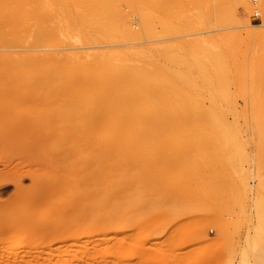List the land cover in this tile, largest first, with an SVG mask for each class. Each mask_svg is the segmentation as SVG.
<instances>
[{"label": "rangeland", "instance_id": "rangeland-1", "mask_svg": "<svg viewBox=\"0 0 264 264\" xmlns=\"http://www.w3.org/2000/svg\"><path fill=\"white\" fill-rule=\"evenodd\" d=\"M158 1H160V0H158ZM158 1L144 0L142 2V0H96L97 3L94 4L92 7H90V10L96 13L98 20L94 21L95 23L92 22V20H91V21H89L90 23L88 22V24H86L85 22H81L79 20V17L76 15V10L78 9V6L76 5L77 4L76 0H8L9 6L13 7L18 13L21 14L20 15V22L23 23L24 28L20 32H18V35H15V36L7 34V33L5 35L4 34L0 35V57H2L3 59L11 58V57H13V58L15 57L14 59H16L17 56L20 55L19 56L20 58L21 57L24 58V57L29 56V57H33L36 60L38 59L40 61H43V59H45V60L48 59L47 57H43V56H46V54L49 56H51V54H52L54 56L55 54H58V53L61 54V52L63 54L65 52V53L82 55L86 51H99V50L100 51H106V50H110V49L111 50L112 49L113 50H116V49L122 50V48L127 49V48H140V47L145 48L146 47V51L149 50L148 52H150V53H148L149 57H150V54H153V55H151V57L153 59L159 60L160 58H162L164 61L162 59H160L159 61H161L162 64L166 68H168L170 70L174 69V70L178 71V70H182L181 69L182 66L179 63H177L176 61H174V60H176V58L177 59H185L188 57L187 59L190 60V57H192V58L195 57L194 59L191 58L192 61L196 59L195 60V62H196L198 59L200 61V63L198 65L199 66L202 65L201 67L205 68L202 70L203 74L205 73L204 77H203L202 71L200 72V75H199L198 74L199 71L194 69V71L197 72L196 77H197L198 85H201L200 89L203 90V92L201 90L200 91L203 94L202 96H204V99L202 101L204 103V105L209 106V105L215 103V101H216V103H218V105L220 104L223 107H227V104H228L229 106H231V108H235V110H237L236 118L238 117L237 119L233 118L235 116V114H233V112L232 113L230 112L231 114L228 115V117L224 119L225 122L223 121V118H222V121L220 120L222 123L219 121V119L218 120L212 119L213 121L209 120L210 122H207V120H205V123H204V120L203 121L185 120V121H183L184 123L181 120H180V122L178 120V122L173 121L172 123H166L171 128L167 127V125L165 123L164 124L163 123L162 124H155V125H153V124L145 125L144 124V127L148 126L146 128H148L149 130H150V127L156 126V129L150 130V133H151V131L154 130V132L156 131L155 132L156 134H158V135L161 134V135H159L160 138L158 137V135H156V137L158 139H156V138L153 139L155 137L154 132H153L154 137L152 136V138H151L150 133H148L149 132L148 129H144V131H148L146 133L143 130H142L143 132L142 131L141 132L135 131L136 132L135 134L138 135V136H135L136 138L139 137V134H141V135L144 134L143 136H145L147 134L146 135L147 137L145 136L147 140L145 138H142L141 135H140V139L142 138L143 140L142 139L140 140L139 138L138 139L133 138L134 133H131V135L129 134L127 136H122V135H120L119 137L117 136V139L119 138L117 140V143H118V141H119V143L117 144L116 151L114 153L110 154L109 159H108L109 156H107V155L105 156V157H107L109 163L107 162V163H104L105 165H101V167H104V169L102 168V170H103L102 173L104 172L103 173L104 175L101 173V175L104 178V183L102 185L104 187L101 186L102 189H104L103 195H105V197L103 196L104 197L103 199L106 200L110 196L109 200L111 203L110 202L109 203L112 206L110 204H109V206L106 205V207L104 209V206H105L104 201L105 200H103L104 203L102 206H100V209L98 208V210H97L96 208H94L95 210L93 209V212H92L93 215L96 212H98V213L103 212L104 215L105 214L107 215L106 212H108V215L110 214L109 215L110 217L113 214L112 217L114 219H116V218L119 219L118 222L120 224L116 225V223H118L116 221L117 220L116 219V220H113L116 222V223H114V222L112 223L113 227H112V224L110 225L113 228L112 230H110V233H111V231L113 232V230H114V232L116 234L114 235V233H111V235L110 234L105 235L106 239L109 236H110L109 238L111 239V241H109L110 239L107 240L106 243L105 242L101 243L100 240H102L101 238H103V237L100 235H95L96 233H94V236L92 234H90L92 236L89 235V237L83 236L84 235L83 231L84 232L87 231L89 223L91 222V220H89V219L88 220L90 222L87 220L88 221V224L86 225L87 229H85L84 224H83L84 227L82 226L83 228L81 226H78L79 228H77L76 230H75V228H74V230H72V227H71V229L67 228V229L62 230L60 232L61 234L57 237H49L46 234H44L46 232H43L40 234L39 233H28L24 230V229H26V227H24V226H20L19 228H16L14 231H9V230L3 231L2 232V234H3L2 238L4 239L5 246H7L8 251L15 252L16 250H18V251L20 250L19 252L23 253L21 255L24 256V254L26 253L29 256L31 255L33 257H35L36 254H39L40 252H42V254L40 253L41 255H39L40 258L37 257L36 260L31 261L30 264L32 262H33L32 264H61V261H62V264H95V263L96 264H102L103 262H93V261L91 262L90 260L86 261L83 258H86L87 256L84 257V255H86L88 252H89L88 254H90V253L92 254V252H94L96 249H97L96 250L97 252H99V250H101L100 252H103L104 250H102V248L103 247L107 248V246L108 247L111 246L114 248L116 246L115 244H117L118 242H115L114 244L112 242L113 241H120L119 240L120 238L123 241L121 244H124V245L120 244L121 246L120 245H118L119 247L116 246L117 249L116 248L113 249V250H115L114 255L113 256L110 255L111 257L107 258V261H109V262H107V263L104 262L103 264H123L124 262H126L127 264H128V262H129V264H131V263L132 264H145V262H146V264H148V261L151 258H152L151 261L153 259H155V260L158 259L160 262L163 261V259H164V261L161 262V264L162 263L163 264H173L176 261L175 259L177 258V256L179 257V255L182 257V258H179V260L182 262L180 263V261H178V262L176 261L177 262L176 264H182L186 259H187V261H185L186 264H189V263L190 264H195V263L196 264H260V263L264 264V38H260L259 40L255 41V43H254V41L248 42L247 40L244 39L243 36H242V38L241 37L237 38L234 36L238 31H240V29L238 27L243 26L244 24H248L250 26L257 27L256 29H259V30L260 29L264 30V27H262V25H264V0H163V1L161 0L162 3L159 2V3H161V5L158 3ZM155 3L158 4V6H156ZM75 7H77V9H75ZM255 13L258 14L257 17H254ZM77 14H79V13L77 12ZM126 26H128L129 28L132 27L131 28V29H133L132 31L135 32V35L137 32V35L136 36L134 35L135 37L129 36V38H125L126 36L124 34L125 33L124 31L127 28ZM124 27H126V28H124ZM241 31H242V29H241ZM123 35L125 37H123ZM220 38H222V39H220ZM161 49H162V51H161ZM29 50H33V52L29 53ZM195 51H196V53H195ZM215 51L217 52L218 56L220 55V53L224 55V56L221 55V59H224L223 61H225V62H222L219 60L220 62H222L226 65V66L224 65L225 67L223 66L222 69H224V71L222 70V72H224V73H222L221 75H215L213 70H211V68H209L210 66L208 67V65H209L207 62L208 58H205V57H207V55H209V56L212 55V53ZM159 52H161L162 54ZM216 52H215V54H216ZM217 54L214 56H217ZM156 55H157L158 59H157ZM57 59L60 60V59H62V57H60V58L58 57ZM203 61H204V63H203ZM225 68L228 70L226 73H225ZM194 71H193V73H194ZM213 73H214L215 77L213 76ZM225 74H227V75H225ZM222 76H223V79H222ZM216 77H217V79H219L220 77L221 78L219 80H216ZM202 81H204V82H202ZM207 81H208V83H207ZM205 85H207L206 88H205ZM212 90H214L213 92H215V93H213ZM43 92L46 95L48 94V91L44 90ZM208 92L209 93L212 92V94L210 95ZM21 94L24 95L25 92H24V94H23V92ZM42 95H44V94H42ZM209 96H210V98H209ZM211 97L213 98V101H212ZM208 100H210V101H208ZM39 105H40L39 102H36L33 104H23L20 106V108L18 110L20 113H26V111H28L30 109H34V110L38 109ZM51 110H53V109H51ZM215 120L217 121V123L215 122ZM166 121L169 122L170 120H166ZM189 121L192 122L190 125L191 129H186V128H189V124H190ZM185 122H186V124H185ZM197 122H199V123L202 122L200 124L201 126ZM213 122L216 124L214 125ZM55 123L56 122H53L52 128L50 129L51 131H50V130L43 129V128L39 127L38 125H30L27 122L18 123L16 119H12V118L9 119L8 115L7 114L5 115L4 119H2V122H0V180H13L16 176H20V174H22V175H26L22 184L24 187H28L30 185V179H29L30 176L34 177L36 179H39V178L45 179L46 178L48 180V178H50V179L52 178L51 176H53L57 172V170H60L62 168L63 164L61 165L59 163L61 165V168H60L59 164H53L55 162H53L54 160L52 161V155L55 154V153L53 154V152L55 151V149H57V151H58V148H54V146H56V144L53 145L55 142L52 144V141H54L53 139H54L55 131H56L55 127H57V126H55ZM175 123H177L178 125ZM194 123L197 125V127L196 126L193 127L195 125ZM210 123H213L212 127H214L213 129H215V130L218 129L217 125L220 126L219 128L223 127L222 128L223 132H220V133L216 132V134H215L214 130L212 131L207 126L208 124L210 125ZM224 123L226 125H228V127L224 126L223 125ZM174 124H175V126H174ZM192 124H194V125H192ZM205 124L207 127L205 126ZM141 125L142 124H139L138 126H141ZM157 125L160 127L166 125L165 127L167 129L169 128V130L166 129L165 131H163L164 130L163 129L162 130L163 134H162L161 128L158 129ZM181 125H183V126L181 127ZM229 126H231L230 127L231 130L229 129ZM200 127L206 128V132H205L206 135H205V133H202L204 131L201 130L202 131L201 133H202L204 139L203 138L200 139V137H202V135L200 134ZM212 127L210 125V128H212ZM197 128L199 129V131L195 133L194 130H198ZM181 129H183V130H181ZM157 130L158 131L160 130L161 133L157 132ZM173 130H176V131H174V133L176 132V134L173 133ZM184 130H187L186 132H184L185 136H184V134H182ZM188 130L190 132H188ZM203 130H205V129H203ZM209 130H211V131H209ZM179 131H182V133ZM208 131L213 132V134L216 135L215 136L211 133L215 137V139L212 137V135H211V137L213 139H210L211 137H210V133H208ZM216 131H221V129L216 130ZM187 132H188V134H186ZM191 132L195 136L192 135ZM166 133H167V135H165ZM172 133H173V135H172ZM177 133H179V136H177L178 135ZM229 133L231 136L229 135ZM169 134L172 136H170ZM220 134H222V135H220ZM151 135H152V133H151ZM207 135H209V136H207ZM131 136H133V137H131ZM148 136L150 137V139ZM204 136L208 137L209 139L204 137ZM191 137H193V138H191ZM120 138H122V139H120ZM167 139H170V140H167ZM193 139H194V141H193ZM138 140H140V143L137 142ZM150 140H151V142H149ZM156 140H158V141L160 140V143H162V142L163 143L160 144L158 141L156 142ZM180 140L182 142L184 140H186V141H184V143H182V142H180ZM211 140H215L216 143H215V141H211ZM146 141H148L149 143ZM167 141H170V142H167ZM132 142H136V143L133 144ZM154 142L157 146L154 144ZM58 143H60V142H57V144ZM124 143L127 145V147L124 146V147H126L125 149L122 148ZM137 143L139 144V146L141 144L142 149L138 146ZM172 143H174V144H172ZM200 143L201 144L203 143V144L201 145ZM72 144H74L73 141H72ZM132 144L134 145V148H133V146L131 147ZM150 144H152V145H150ZM153 144L159 150H157L156 147L153 146ZM159 144L163 149L165 148L164 150H166V151L161 150L162 148H159L160 147ZM163 144L165 145L164 147H163ZM179 144H181L182 146L181 145L179 146ZM206 144H208L207 145L208 147L206 146ZM212 144H214V145H212ZM216 144H217V146H216ZM222 144H223V146H222ZM63 145H66V144L63 143ZM145 145H146V147L149 146L151 148V149L149 148V151H151L154 147L155 149H153V150H155V151L161 150L164 152L160 151L161 154H159V152H158V154L161 155V156H158V154L156 153L157 151L156 152L152 151L153 154L154 153L156 154V155L155 154L153 155L152 152H149L147 150L148 147L147 148L144 147ZM168 145H170V147H168ZM210 145H212V147ZM241 145H243L244 147ZM59 146L57 145L56 147H59ZM70 146L72 147V145H70ZM171 146H172V148H171ZM178 146H179V148H178ZM186 146H187V148H186ZM190 146L192 147L191 149L189 148ZM202 146H203V149L201 151ZM227 146H228V148H227ZM136 147H137L138 151L136 150ZM174 147H175V149H174ZM176 147L178 149H176ZM209 147L213 148V150L212 149L210 150ZM237 147L238 148L240 147V148L238 149ZM60 148H61V146H60ZM181 148H183L185 150V152H183L184 150ZM205 148H206V152H205ZM214 148H216V149L218 148L217 153H216V149H214ZM173 149H174V151H173ZM179 149L182 150L181 154L179 153L181 151ZM233 149H234V151H233ZM66 150H67V148H66ZM70 150L73 152L74 149L71 148ZM70 150H69V152H70ZM140 150H144L145 152L144 151L140 152ZM168 150H171V151H168ZM63 151H64V149H63ZM75 151H79V150L76 149V150H74L73 153H75ZM176 151H178V153ZM200 151L202 153H200ZM207 151H208V153L209 152H211V153L208 154ZM226 152H228V153H226ZM229 152L231 153V155H228V154H230ZM60 153H62V151ZM78 153H80V155H81L82 151L78 152ZM88 153H89V156H90V153L92 155L95 154L93 156L97 155V152H94V151L85 152V154L88 158H89V156L87 155ZM137 153H141V154H137ZM192 153H194V154H192ZM218 153H220V154L223 153V154L220 155ZM75 154L77 155L78 159L77 160L71 159V160H72V162H75V163L77 162L76 166H78V163L80 162L81 157L80 156L78 157L79 154H77V153H75ZM162 154H163L164 158H163ZM165 154L166 155L169 154V159L172 157V159H170L171 161L168 159V155L166 156L167 158L165 157ZM173 154H174V156H171ZM202 154H204L203 157H202ZM216 154L218 156H216ZM226 154H227V156H226ZM175 155H177V156H175ZM208 155H210L211 157H208ZM67 156H68V154H67ZM75 156H74V158H76ZM114 156L116 158H113ZM157 156L159 158H157ZM199 156H201L203 159ZM220 156L223 159H220L219 158ZM207 157H208V159L210 158L211 160L210 159L207 160ZM216 157H218L219 159H217ZM225 157H226V160H225ZM237 157H238V161H237ZM91 158H94V157H90V159ZM160 158L162 160L166 158V160H168L170 163L168 161H166L167 164L168 163L169 164L167 165L164 163L165 164L164 165V164H162L163 162L161 160L160 162H162L161 163L163 165V167H162L160 162H158V161L156 162V159L160 160ZM198 158H201L203 161L202 160L200 161V159H198ZM140 159H143V160H140ZM153 159L155 160L154 162H153ZM173 159H175V161ZM176 159L179 160L180 163ZM182 159H183V161H182ZM196 159L199 162L196 161ZM128 160H129V162H127ZM133 160L137 166L133 164ZM145 160L146 161L149 160L148 163ZM205 160H206V162H205ZM220 160L224 163L220 162ZM118 161H119V163H118ZM208 161H209V163H208ZM213 161H215V162L213 163ZM72 162H70V165H69V164H67V163H69V161L67 163L65 161L66 166H67L66 169L70 168L69 171H72V168L74 167ZM112 162H114V163L116 162V163H118V165L116 163L114 164ZM130 162H132V163H130ZM192 162H194V163H192ZM201 162H202V164H200ZM211 162H212V164H211ZM232 162L233 163L235 162L234 165L232 164ZM240 162H242V163H240ZM145 163L150 165L149 168H146L147 166H145ZM230 163H231V165H230ZM109 164H110V166H109ZM111 164H113V165H111ZM172 164H173V166H172ZM203 164H205V166H207V164H208L209 168L207 166L206 168H208V169H206ZM224 164H225V166H224ZM227 164H228V166H226ZM120 165H121V167H119ZM126 165L128 166V168L126 167ZM169 165L172 168H174V166H177L178 169L176 167H175L176 169L175 168L170 169ZM194 165H197L199 167H197V166L195 167ZM219 165H221L223 168L220 167ZM135 166L139 170H137L135 168ZM156 166H158V167H156ZM160 166H161V168H160ZM95 167H97V165L94 166V170H93V167H91L92 169L89 167L87 169L88 170L90 169L91 173H94L96 171ZM141 167H142V169H141ZM151 167H152V169H151ZM164 167H165V169H168L169 172H167V170L164 171L163 170ZM189 167L192 168L191 169L192 171H195L199 168L198 171H196L197 174H196V172H193L194 174L188 173V176H186L188 171L192 172L191 170H189L190 169ZM224 167H225V169H224ZM210 168H212V169H210ZM87 169H85V170L87 171ZM106 169L108 170V172ZM160 169L163 170V172L167 175V177ZM193 169H195V170H193ZM124 170L128 171V175L124 176L125 175L124 173L126 172ZM129 170H131V171H129ZM132 170H133V172H132ZM135 170H137V171H135ZM151 170H153L154 173ZM170 170L171 171L174 170V171L171 172ZM86 171H83V172H85L88 175V173ZM140 171L141 172L143 171L142 175H144V176H142L141 174L139 176L138 173ZM150 171H151V173H153L152 174L153 177L151 175H150V177H152V178L145 177L146 174H147V176H149ZM159 171L161 172V174ZM182 171H184V172H182ZM228 171H229V173H227ZM88 172L90 175L91 174L90 171H88ZM146 172H148V173H146ZM158 172L160 175L158 174ZM174 172H176V173H174ZM108 173H109V175H108ZM121 173L123 174V178H122ZM162 173L165 176H163ZM171 173H174L175 175H173V174L171 175ZM198 173H201V174L198 175ZM211 173H216L215 174L216 176L214 174L212 176ZM220 173H221V176L223 175L222 178L220 177ZM126 174H127V172H126ZM180 175L182 177H180ZM112 176H114L115 178ZM137 176H138V178H137ZM214 176H215V180H214ZM106 177H109V179ZM176 177H178V178H176ZM216 177H217V179L221 178L220 181H218L216 179ZM111 178H113L115 181ZM117 178H119V179H117ZM141 178L143 181L139 182V181H141ZM138 179H140V180H138ZM172 179H174V180H172ZM208 179L209 180L211 179V180L209 181ZM123 180L124 181L126 180V181L124 182ZM179 180H180V182H179ZM193 180L196 184H200V185L196 186L195 183L193 182ZM130 181H131V185L129 184ZM149 181H150V184H147ZM151 181L152 182L154 181V182L152 183ZM161 181L163 183H161ZM215 181H217V182H215ZM89 182H90V180H89ZM110 182H113V184ZM127 182L129 184V188L127 186L128 185ZM155 182H158V184L160 186L159 185L157 186V184ZM171 182L172 183L174 182L175 184L173 183L174 184L173 185ZM140 183L142 185L141 187H144L143 185H145L144 189H146L147 187H152V189L147 188L146 191H143V188L140 189V185H138ZM164 183H165V185H164ZM170 183H171V185H170ZM176 183H178V184H176ZM185 183H186V185H183ZM213 183L216 184V186H217V188L213 187V189L214 188L216 189V190L214 189V191L216 192L214 194H216L217 197L214 198L215 195L213 194L214 197L212 196L213 199H211L209 194L211 192H214V191L209 192L208 188L210 189L211 187H208V185L212 184V186H213L214 185ZM90 184H92V183H89V186L87 185V187L92 188V186H94V185L92 184V186H91ZM109 184H110L111 188H109L110 187ZM125 184H126V188H124ZM134 184L137 185V187H139V188L134 186ZM151 184H152V186H150ZM161 184H162V186L164 185V187H161ZM179 185L181 188H179ZM188 185L191 187V189L188 187ZM153 186H155V187H153ZM170 186H172V188ZM176 186H178V187H176ZM194 186H195V190H194ZM200 186H202L203 189L201 188V190H204L203 192L206 194V195L204 194L205 199H203V197H202L203 195L200 196L202 192L201 193L198 192L200 190L198 187H200ZM209 186H211V185H209ZM95 187H96V185H95ZM95 187H93V191L95 190ZM113 187H114V189H116L117 187L118 188L121 187L122 190L125 189L126 191L127 190L128 191L125 192V191L119 190V189H121V188H119L118 190L116 189L114 192V194H116V191H117V194L119 196L117 194H116V196L114 194L110 195L109 193H111L114 190V189H112ZM166 187L168 188L167 189L168 192L166 191ZM186 187H188V188H186ZM106 188H108V189H106ZM130 188H131V190H129ZM153 188H156V189L153 190ZM163 188H165V190ZM173 188H174V190H173ZM135 189H136V191H138V189H139V191L135 192ZM181 189H183V191ZM197 189H199V190L197 191ZM88 190H89V188H87V192H88ZM140 190H142L144 193L140 192ZM150 190L152 192V196L148 192ZM12 191H13L12 186H9L8 193L6 194V196H4L1 199H5V200L8 199L10 194L12 193ZM104 191H105V193H104ZM107 191H109V192H107ZM118 191L119 192L122 191V195L124 197L127 196L126 197L127 199L124 198L120 194L121 192L119 193ZM174 191L176 193H174ZM70 192H68L67 196L63 195L62 198H64V199L62 201H64V200L66 201V199H67L66 197H68L69 194H71V193L72 194L69 197L75 196L73 191L71 193ZM89 192L92 193L91 190H89ZM129 192H131V193H129ZM146 192L149 193L150 196H148V194ZM159 192H160V195H159ZM217 192H219V194H220L219 196H218ZM133 193H136V194L134 195ZM145 193L147 194L148 197L145 196L146 195ZM161 193H163V194H161ZM164 193H165V195H164ZM171 193H173V194H171ZM196 193L199 195H197ZM207 193H209V194H207ZM63 194H65V193H63ZM106 194H108L107 197H106ZM153 194H155L156 197L157 196L166 197L167 200L168 199L170 200L172 198L171 200L173 202L171 204H169L171 201H169V203H168L166 198H164L166 200L165 201L164 199H162L160 197V199L162 201L164 200V204L161 203L162 207L166 205L164 208H162V210L159 209L161 205L160 206L158 205L159 207L156 206L157 210L159 209L158 211L155 209L156 211L152 212V210H154V209H152L150 211V213H149V211L147 213L145 212L147 215H145V213H142L143 212L142 211L141 215L139 216V214H140L139 211L142 208V206L138 207L139 205L137 202H139V204L141 203L140 205H142V204L145 205L147 203V199H148V201H156L157 198L159 199V197L156 198ZM167 194L171 198L167 197L168 196ZM184 194H186V195H184ZM88 195H90V194L88 193ZM128 195H130V197H132V199ZM111 196H113V197L115 196L114 197L115 199L112 198ZM117 196L119 198L116 199ZM142 196H143V198H141ZM93 197H95V196H93ZM93 197H91V195H90L88 198H91L92 201H95L94 199H96V198L92 199ZM144 197L145 198L147 197V198L144 199ZM150 197H151V199L149 200ZM111 198L113 200H111ZM176 198H178V199H176ZM125 199L127 201H132V202H130L131 203L130 206H128L129 202H127V201H124L125 202V204H124L123 200H125ZM87 200H89L91 202L90 199H87ZM114 200H115V203H113ZM143 200H146V203ZM161 200H157V202L158 201L162 202ZM24 201L25 200H18V202L16 201L14 204H8L7 208L9 211H15V210L20 211L23 208L22 203ZM141 201H143V203ZM107 202H108V200H107ZM120 203L124 204L125 207L128 206L129 208L128 207L124 208V205L122 208L120 205V207H121V209H120L118 207L119 206L118 204H120ZM106 204H108V203H106ZM168 204L171 207L167 206ZM116 205H118V206H116ZM133 206H135L136 209H133ZM114 207H117L116 209L119 208L121 212L116 210V214H115L114 210H113L114 212H112V210H110L111 211V213H110L109 208L111 209ZM168 208H170V209H168ZM106 209H108V211ZM127 209H129L130 211L128 210V212H127ZM179 209H181V211H179ZM23 210H25V209H23ZM131 210H133L132 211L133 214H135V212H136L137 215L136 214L135 215L139 216V217L135 216L136 217L135 218L133 215H131L132 214ZM135 210H138V213ZM125 212H126V214H125ZM174 212H176V213H174ZM20 213H22V211ZM180 213H182V214L179 215ZM142 214H144V216ZM57 215L58 214L55 213L50 207H48V206L45 207V205L41 206V207L34 208L30 212V214H28V216L32 217V218L51 216V217H54L55 219H58L59 215L58 216ZM108 215H107V217L109 218ZM130 215H131V217H130ZM159 215H160L161 219L154 221L157 218H159ZM164 215H165V217H164ZM166 215L168 218L167 220L165 219ZM91 216H92V214H91ZM128 217H129V219L134 217L133 220H136V221H133L132 219H130L132 221V223L133 222L134 223L132 224L131 221L129 220V223H130L129 224L128 219H127ZM60 218L62 219L63 216H60ZM146 218L151 222V224L149 223V221H145V220H147ZM162 218H164L163 221L165 220V222L162 221ZM142 220H144V221H142ZM138 221H141V222L138 223ZM161 221L164 224L162 223L160 225ZM125 222L127 224H129L130 226H126L127 224ZM147 222L149 223L148 228H147ZM153 223H155L154 225L157 224L158 225L157 229H160V230H157L156 227L153 225ZM123 224H124V226H123ZM179 224H180V226H179ZM143 226L145 227V230H143L144 229ZM150 226H151V228L156 229L153 231L154 233L152 232L153 229H151V228L149 229ZM175 226H177V228L180 227L179 228V230H180L179 234L180 235L178 234V232H177L178 229ZM134 228H136V230H135L136 233L133 230ZM146 228H147V230H146ZM142 231H146V232H144V234L145 233L147 234V235L146 234L142 235V237L144 236V238H145V236H147V237L150 236V238L147 239L148 241L145 240L144 238H143L144 240L142 238H139L140 240H143L144 242L142 241V243H138V241L140 242V240L136 241L138 239L136 237L138 236V234H139V236H141L140 233H142ZM175 232H177V233L175 234ZM171 233L174 234V236H175L174 238L172 237L173 242H172V246H170V248H171V250H173V252L169 251L170 248H169V250L165 249V246L167 245V243H168L167 249L169 247V244L171 243V240H170L171 237L169 238V235H172ZM122 234H125V235H122ZM73 235L77 236V237L79 236V239L74 237ZM153 235H155V236H153ZM156 235H157V237H156ZM178 235L180 238L176 237ZM185 235H188V237L190 236L188 240H191V241L187 240L188 243L186 241L185 242L186 244L183 243L186 240L184 238L185 237L187 238V236H185ZM126 236H127V238H126ZM181 236H183V237H181ZM129 237H130V239H129ZM8 238H13V239L8 240ZM73 238H75V239H73ZM175 238L176 239L178 238L179 241L182 242V244H180V242L177 241L178 239L176 240ZM182 239H184V241H181ZM89 240H91V241H89ZM130 240H133L132 242H135V243H133V244L130 243L131 242ZM165 240H166V242H165ZM159 241L161 243L160 245H158ZM162 241H164V243L166 245L163 244ZM99 242H100V244H99ZM129 243H130V245H129ZM152 243H154V244H152ZM112 244L115 246H112ZM126 244L129 245L130 248ZM141 244H143V245H141ZM174 244H179V247L177 246L178 249L175 248L176 245H174ZM94 245L96 248L94 247ZM161 245L164 247H162ZM98 246L101 249L98 250V248H99ZM122 246H123V248L119 249ZM124 246H127L128 248H126ZM135 246H137V247H135ZM151 246L154 248H152ZM88 247L90 249H88ZM142 247H143V251H142ZM157 247L160 249L162 248L163 250L158 249L159 252L157 253V251H156ZM85 249L87 250V253H86V251H82ZM122 249H123V251H122ZM132 249L134 250L133 254H131ZM139 249H141L140 250L141 252L137 253L139 251ZM144 249H146V250H144ZM63 250H65V251H63ZM108 250H110V248ZM124 250H125V252H124ZM149 250L151 253L148 252ZM151 250L153 252H156V253H153ZM164 250H166V251H164ZM181 250H183V251H181ZM188 250H190V251H188ZM162 251H163V254H162ZM168 251L170 252V255H172V256L175 255V253L177 252L176 257L174 258V256H173L174 260L170 259L171 260L170 261V260L166 259L165 256L170 258L168 256L169 255ZM63 252L67 253V255L70 253V255H68V256H70L71 259H69L70 257H68L66 255L64 256ZM83 252H84V254H82ZM100 252L96 255L100 256V254H102ZM146 252H148L149 254H152L151 256H149V254H148L149 259L146 258L147 257ZM165 252H167V253H165ZM122 253L124 254L125 257L128 254H129V256H127L125 258ZM185 253H187L188 256H186L187 254H185ZM111 254H113L112 251H111ZM130 254L134 255V256L132 257ZM184 254H185L184 258L187 257L186 259L183 258ZM193 254L197 258V260L195 257H193ZM154 255H155V257H154ZM191 255H192V257H190ZM114 256H116V258H119V256L121 258L123 256V258L118 260V259H115ZM65 257L67 258V260ZM140 257L146 259V260H144L145 261L144 263H143V260H139V259H142ZM128 258H130V260ZM26 259L27 258H25V260ZM64 259L66 260V262ZM131 259H133V260H131ZM72 260H74V261H72ZM80 260H82V261H80ZM97 260L99 261V259H97ZM138 260L141 262H139ZM155 260H153L152 262H155L156 264L160 263V262H156ZM110 261H113L114 263H112ZM151 261H149V263L154 264ZM17 263L18 264H27V263H24V261L16 262V264ZM185 263H183V264H185ZM13 264H15V263H13Z\"/></svg>", "mask_w": 264, "mask_h": 264}, {"label": "bare ground", "instance_id": "bare-ground-1", "mask_svg": "<svg viewBox=\"0 0 264 264\" xmlns=\"http://www.w3.org/2000/svg\"><path fill=\"white\" fill-rule=\"evenodd\" d=\"M144 0H142L143 2ZM153 1V0H151ZM154 1H158V0H154ZM163 1V0H162ZM77 2V6H78V9L77 7H75L76 10V15L79 17V20L81 22H85L86 24H88L89 21L92 20V22L98 20L97 19V15L95 12L91 11L90 10V7H92L94 4H96V0H76ZM161 2L158 1V3ZM157 3V2H156ZM156 6H158V4H156ZM162 3V2H161ZM161 3H159L161 5ZM159 5V6H160ZM77 12L79 14H77ZM20 13H18L13 7H10L9 6V3H8V0H0V35L2 34H10V35H18V32H20L23 28H24V25L23 23L20 22ZM80 15V16H79ZM92 16V17H91ZM90 23V22H89ZM95 23V22H94ZM127 27V28H126ZM124 28H126V30L124 31L125 33V36L123 35V37L125 38H129V36H133L135 37L137 35V32H136V35H135V32H133L131 29L132 27H128L126 26ZM262 27H264V25H262ZM240 29V31H238L234 36L237 37V38H242V36L244 37L245 40H247L248 42L251 41L255 43V41L259 40L260 38H264V30L262 29H256L257 27H253V26H250L248 24H244L243 26H239L238 27ZM242 29V31H241ZM123 34V33H122ZM121 34V35H122ZM135 35V36H134ZM132 37V38H133ZM222 39V38H220ZM234 40V39H233ZM200 41V40H199ZM232 41V40H231ZM186 42V41H185ZM188 42V41H187ZM233 42V41H232ZM242 42V41H241ZM190 45V44H189ZM188 45V46H189ZM191 46V45H190ZM213 46V45H212ZM192 47V46H191ZM214 47V46H213ZM189 50V49H188ZM199 50V49H198ZM219 50V49H218ZM27 51V50H26ZM149 51V50H148ZM146 51V47L143 48V47H140V48H122V50H119V49H116V50H106V51H86L84 52L82 55H78V54H71V53H63L61 52V54H55L54 56L51 54V56L47 55L46 56H43V57H47L48 59H43V61H40V60H36L34 59L33 57H24V58H20L19 56H17L16 59H14L13 57L11 58H6V59H3L2 57H0V122H2V119H4L5 115L7 114L9 119H16L18 123H25L27 122L28 124L30 125H38L39 127L43 128V129H46V130H50L52 128V124L53 122H56L55 123V127L56 128V131H55V136H54V141H52V144L56 146L60 145L59 147H56L54 146V148H58V151L57 149H55V151L53 152L54 155H52V161L55 162L53 164H63L62 168H61V165L59 164V168L60 170H57V172L51 176L52 178H48V180L45 178V179H36L34 177H29L30 179V185L28 187H24L23 186V180L25 179L26 175H22L20 174V176H16L13 180H0V264H13L16 262H19V261H24V263H27V264H30L31 261H34L36 260L37 257H39V255L42 254V252H40L39 254H36L35 257L33 256H29L28 254H23L22 252H19L18 250H16L15 252L13 251H8L7 250V246H5V242H4V239L2 238L3 237V234L2 232L5 231V230H9V231H14L16 228H19L20 226H24L26 227V229H24L26 232L28 233H43V232H46L44 234H46L47 236L49 237H57L59 236L61 233L62 230L64 229H71L72 227V230H75L77 228H79L78 226H85V229L86 228V225L88 224V221L91 220V222L89 223V226H88V229L87 231H83V236H87L89 237L90 234H92L94 236V233H96L95 235H100L102 236L103 238H101L102 240L101 243L103 242H107V240H109L110 236L106 239L105 238V235H111V233H114V235L116 234L113 230V232L111 231L110 233V230H112L113 228V222L116 223L115 221L113 220H116L114 219L112 216L113 214L111 215V217L108 215V212L107 215L109 216V218L107 217V215L103 212L101 213H94L93 215V209L96 208L98 210V208L100 209V206L103 205V203L105 202V206H104V209L106 207V205L109 206V204L111 203L109 198L110 196L105 200L103 199L105 197V195H103V190L102 186L103 183H104V178L103 176L101 175L102 173V168L104 169V167H101V165H105L104 163H109L108 159L110 158V154L114 153L116 151V148H117V136L119 137L120 135L122 136H127V135H131V133H134L133 138H136L135 136H138L136 135L135 133L136 132H141L142 130L144 131V129H148L146 127H144V124L145 125H155V124H166V123H172L173 121L174 122H180V120L183 122L185 120H200V121H203L204 120V123H205V120H207V122H210L212 119H216L219 121L221 120L222 121V118H223V121L225 122V118L228 117V115H230L232 112L233 114H235V116L233 118H236V115H237V110H235V108H231V106H229L227 104V107H223L222 105H218V103H213L209 106H205L204 103L202 102L203 99H204V96H202L203 94L201 93V91L203 92L202 89H200L201 85H198V82H197V75L194 71L197 70L199 71V75H200V72L205 69L203 67H201L202 65H198L200 63V61L197 59V61L195 62V60L192 61V57H190V60H188L187 58L185 59H177L174 60L176 61L177 63H179L181 66H182V70H170L168 68H166L161 61L159 60H156V59H153L151 57V55L153 54H150V57H149V54L150 52ZM162 51V49H161ZM182 51V50H181ZM30 52H33V50H29V53ZM154 52V51H153ZM157 52V51H156ZM191 52V51H190ZM212 52V51H211ZM210 52V53H211ZM216 52V51H215ZM215 52L212 53V55H207V57L205 58H208L207 59V62H208V67L211 68V70H213V72L215 73V75H221L222 73V70L224 71L223 66L225 65L224 63L222 62H225L223 61L224 59H221V55L224 56L223 54H221L220 52V57L218 56L217 52V56H214L216 55ZM161 53V52H159ZM196 53V51H195ZM209 53V52H208ZM207 53V54H208ZM158 54V53H157ZM162 54V53H161ZM226 55V54H225ZM16 56V55H15ZM155 56V55H154ZM60 58L62 57V59H57V58ZM157 57V55H156ZM19 58V59H18ZM180 58V57H179ZM192 58V59H191ZM204 58V59H205ZM224 58V57H223ZM158 59V57H157ZM175 59V58H174ZM163 60V59H162ZM203 60V59H202ZM222 62H220V61ZM164 61V60H163ZM219 61V62H218ZM198 62V63H197ZM204 63V61H203ZM223 65H222V64ZM165 64V63H164ZM175 64V63H174ZM206 64V63H205ZM227 64V63H226ZM226 66V65H225ZM224 66V67H225ZM205 67V66H204ZM208 70V69H207ZM194 71V73H193ZM205 71V70H204ZM228 70L225 68V73L227 72ZM213 73V76L215 77ZM202 74H203V71H202ZM212 74V73H211ZM208 75V74H207ZM227 75V74H225ZM224 75V76H225ZM205 76V73L203 74V77ZM210 77V76H209ZM208 77V78H209ZM201 78V77H200ZM199 78V79H200ZM206 78V77H205ZM221 78V77H220ZM219 78V79H220ZM225 78V77H224ZM217 79L216 77V80H219ZM222 79H223V76H222ZM202 80V79H201ZM204 80V79H203ZM209 80V79H208ZM215 80V79H214ZM204 82V81H202ZM210 82V81H209ZM217 82V81H216ZM208 83V81H207ZM203 84V83H202ZM205 84V83H204ZM199 86V87H198ZM207 87V85H205V88ZM209 88V87H208ZM48 91V94L46 95L43 91ZM201 90V91H200ZM42 91V92H41ZM214 90H212L213 92ZM25 92L24 95H22L21 93ZM41 92V93H40ZM209 93L210 95L212 94ZM215 93V92H213ZM44 94V95H42ZM207 94V93H206ZM208 95V94H207ZM213 96V95H212ZM210 98V96H209ZM212 98V97H211ZM210 101V100H208ZM212 101H213V98H212ZM36 102H39L40 105H39V108L38 109H30L28 111H26V113H20L19 112V108L21 105L23 104H33V103H36ZM212 103V102H211ZM42 105V106H41ZM41 106V107H40ZM32 107V106H31ZM234 107V106H233ZM53 109V110H51ZM237 109V108H236ZM231 112V113H230ZM239 116V115H238ZM238 118V117H237ZM236 118V119H237ZM165 120V121H164ZM166 120H170L169 122H167ZM210 120V121H209ZM215 120V122L217 123V121ZM191 121L190 124H189V128H186V129H191L190 128V125H191ZM213 121V120H212ZM218 121V122H219ZM220 121V122H221ZM187 122V121H186ZM185 122V124H186ZM219 122V123H220ZM235 122V121H234ZM137 125H136V124ZM184 123V122H183ZM199 123V122H197ZM202 122L199 123V125L201 124ZM214 123V122H213ZM213 123H210L211 127H212V124ZM214 123V125L216 124ZM222 123V122H221ZM57 124V125H56ZM139 124H142L141 126H138ZM177 124V123H175ZM174 124V126H175ZM180 124V123H179ZM195 124V123H194ZM192 124V125H194ZM152 125V126H153ZM167 127H170L168 124H166ZM165 125V126H166ZM171 125V124H170ZM178 125V124H177ZM184 125V124H183ZM181 125V127L183 126ZM210 125L208 124L207 126L209 127V129H211L212 131L214 130L215 134L216 132H223V127L222 128H219L220 126L217 125L218 129L216 130H219L221 129V131H216L215 129H213L214 127L210 128ZM213 125V126H214ZM221 125V124H220ZM224 126L228 127V125H226L225 123L223 124ZM222 125V126H223ZM158 126V125H157ZM165 126H158L157 128L160 129L161 128V131H165L167 128ZM173 126V127H174ZM197 127V125L195 124L193 127ZM201 126V125H200ZM206 126V124H205ZM206 126V127H207ZM150 127V126H149ZM172 127V128H173ZM192 127V128H193ZM204 127V126H203ZM202 127V128H203ZM216 127V126H215ZM216 127V128H217ZM231 126H229V129H230ZM171 128V127H170ZM180 128V127H179ZM201 127H200V134L202 135V133H205L206 132V128H203L205 130H203ZM151 129H156V126L154 127H150V130ZM175 129V128H174ZM198 129V128H197ZM208 129V128H207ZM149 130V129H148ZM150 130L149 132L148 131H144L145 133L148 132L150 133ZM169 130V128L167 129ZM183 130V129H181ZM204 132H202V131ZM209 130V131H211ZM231 130V129H230ZM51 131V130H50ZM136 131V132H135ZM142 131V132H143ZM163 131H162V134H163ZM174 131L176 130H173V133ZM187 130H184L183 133L182 131H179L181 132L182 134H184V132H186ZM195 133L199 131L198 130H194ZM210 133V137L211 135L213 134V132H209ZM153 131H151L150 133V136L152 138L153 136ZM156 132V131H155ZM154 132V133H155ZM157 132H160V130ZM167 132V131H166ZM171 132V131H170ZM178 132V131H177ZM188 132H190L188 130ZM188 132L186 134H188ZM202 132V133H201ZM161 133V132H160ZM172 133V135H173ZM192 133V132H191ZM212 133V134H211ZM239 133V132H238ZM138 134V133H137ZM176 134V132L174 133ZM179 136V133H177ZM190 134V133H189ZM213 134V135H215ZM232 134V133H231ZM234 134V133H233ZM237 134V133H236ZM140 135L139 134V137H137L136 139H140ZM144 134H142V138H145V136H143ZM156 135L158 134H154V138L153 139H158L156 137ZM161 135V134H159ZM158 135V137L160 138V136ZM167 135V133L165 134ZM170 135V134H169ZM170 135V136H172ZM181 135V134H180ZM192 135H194L192 133ZM200 135V136H201ZM206 135V133H205ZM212 135V137L215 139V137ZM222 135V134H220ZM230 135V133H229ZM175 136V135H174ZM185 136V134H184ZM189 136V135H188ZM195 136V135H194ZM193 136V137H194ZM197 136V135H196ZM209 136V135H207ZM216 136V135H215ZM231 136V135H230ZM149 137V136H148ZM164 137V136H163ZM183 137V136H182ZM190 137V136H189ZM191 137V138H193ZM199 137V136H198ZM206 137V136H204ZM210 138V139H213V138ZM233 137V136H232ZM231 137V138H232ZM141 138V139H142ZM173 138V137H172ZM175 138V137H174ZM203 138V135L202 137H200V139ZM208 138V137H206ZM221 138V137H220ZM241 138V137H240ZM122 139V138H120ZM140 139V140H141ZM150 139V137H149ZM163 139V138H162ZM166 139V138H165ZM164 139V140H165ZM183 139V138H182ZM189 139V138H188ZM204 139V138H203ZM209 139V138H208ZM217 139V138H216ZM133 140V139H132ZM140 140H138L137 142L140 143ZM143 140V139H142ZM147 140V139H146ZM167 140H170V139H167ZM175 140V139H174ZM192 140V139H191ZM72 141L74 144H72ZM158 140H156L157 142ZM166 141V140H165ZM186 141V140H184ZM184 141L182 142L180 140V142L184 143ZM194 141V139H193ZM197 141V140H196ZM210 141V140H209ZM211 141H215V140H211ZM57 142H60L57 144ZM148 142V141H146ZM151 142V140L149 141ZM148 142V143H149ZM160 143V140L158 141ZM162 142V141H161ZM167 142H170V141H167ZM202 142V141H201ZM218 142V141H217ZM227 142V141H226ZM63 143H65L66 145H63ZM133 144L136 143V142H132ZM142 143V142H141ZM153 143V142H152ZM163 143V142H162ZM160 143V144H162ZM198 143V142H197ZM208 143V142H207ZM212 143V142H211ZM210 143V144H211ZM216 143V141H215ZM228 143V142H227ZM240 143V142H239ZM72 145V147L70 145ZM121 144V143H120ZM131 144V143H130ZM131 145V147L133 146L134 148V145ZM138 144V143H137ZM143 144V143H142ZM145 144V143H144ZM155 144V142H154ZM153 144L154 147H156L155 145ZM158 144V143H157ZM159 144V146H160ZM169 144V143H168ZM174 144V143H172ZM201 144V143H200ZM203 144V143H202ZM201 144V145H202ZM219 144V143H218ZM64 147H63V146ZM123 145V144H122ZM147 145V144H146ZM146 145L144 147H146ZM152 145V144H150ZM171 145V144H170ZM170 145H168V147H170ZM181 144H179L180 146ZM188 145V144H187ZM208 144H206L207 146ZM214 145V144H212ZM212 145H210L212 147ZM228 145V144H227ZM70 146V147H69ZM74 146V147H73ZM127 145L124 143L123 147L122 148H126L124 147ZM139 146V144H138ZM137 146V147H138ZM143 146V145H142ZM158 146V147H159ZM165 145L163 144V147ZM178 146V148H179ZM182 146V145H181ZM217 146V144H216ZM223 146V144H222ZM243 146V145H241ZM67 150H66V148ZM120 147V146H119ZM130 147V146H129ZM128 147V148H129ZM137 147H136V150H137ZM141 148V144L139 146ZM148 147V151H149V146ZM146 147V148H147ZM153 147V149H155ZM208 147V146H207ZM221 147V146H220ZM244 147V146H243ZM74 149V150H79V151H75V153L79 154L78 157L80 156V162L78 163V166H76L77 162H72L71 159H74V160H77V155L74 152L70 150V149ZM159 148H162L161 146ZM172 148V146H171ZM176 147V149H178ZM187 148V146H186ZM190 149L192 148L191 146L189 147ZM197 148V147H196ZM228 148V146H227ZM226 148V149H227ZM234 148V147H233ZM238 148V147H237ZM240 148V147H239ZM238 148V149H239ZM64 149V151H63ZM142 149V148H141ZM151 149V148H150ZM151 150L149 152H154L155 150ZM157 150H159L157 147H156ZM165 149V148H164ZM163 148L161 150H164ZM167 149V148H166ZM175 149V147H174ZM173 149V151H174ZM183 149V148H181ZM179 149V150H181ZM203 149V146L201 148V151ZM209 149L213 150V148H210ZM216 149V148H214ZM222 149V148H221ZM225 149V148H224ZM232 149V148H231ZM230 149V150H231ZM70 150V152H69ZM133 150V149H132ZM146 150V151H147ZM156 150V151H157ZM160 150V151H161ZM184 150V149H183ZM193 150V149H192ZM198 150V149H197ZM244 150V149H243ZM62 151V153H60ZM81 155L80 153L78 152H81ZM84 151V152H83ZM90 152V151H94V152H97V155L96 156H93L95 154H91L90 153V156H89V153L87 154L89 156V158L86 156L85 152ZM138 151V150H137ZM144 150H140V152H142ZM155 151V152H156ZM157 151L156 153L158 154H161V152H164V151ZM168 151H171V150H168ZM172 151V152H173ZM200 151V153H202ZM204 151V150H203ZM218 151V148L216 149V153ZM229 151V150H228ZM234 151V149H233ZM236 151V150H235ZM72 152V153H71ZM145 152V151H144ZM152 152V154H153ZM178 153V151H176ZM182 150L179 152L181 154ZM185 152V150L183 151ZM194 152V151H193ZM205 152H206V148H205ZM245 152V151H244ZM121 153V152H120ZM148 153V152H147ZM166 153V152H165ZM168 153V152H167ZM170 153V152H169ZM208 153V151H207ZM211 153V152H209ZM208 153V154H209ZM214 153V152H213ZM212 153V154H213ZM228 153V152H226ZM230 153V152H229ZM237 153V152H236ZM68 154V156H67ZM83 154V155H82ZM130 154V153H129ZM137 154H141V153H137ZM145 154V153H144ZM155 154V153H154ZM153 154V155H154ZM158 156H161L159 155ZM164 154V153H163ZM162 154V156H163ZM172 154V153H171ZM179 154V155H180ZM194 154V153H192ZM220 154V153H218ZM223 154V153H221ZM220 154V155H221ZM234 154V153H233ZM76 155L74 158V156ZM109 156L108 159L107 157L105 156ZM125 155V154H124ZM156 155V154H155ZM168 155V159H169V154ZM165 154V157L167 156ZM178 155V156H179ZM204 154H202V157H203ZM228 155H231L228 154ZM237 155V154H236ZM247 155V154H246ZM112 156V155H111ZM157 156V158H159ZM171 156H174L171 155ZM177 156V155H175ZM206 156V155H205ZM213 156V155H212ZM216 156H218L216 154ZM225 156V155H224ZM227 156V154H226ZM240 156V155H239ZM238 156V157H239ZM72 157V158H71ZM90 157H94V158H91ZM128 157V156H127ZM156 157V156H155ZM195 157V156H194ZM197 157V156H196ZM201 157V156H199ZM201 157V158H202ZM208 157H211L210 155H208ZM207 157V160H209ZM223 157V156H222ZM231 157V156H230ZM235 157V156H234ZM238 157H237V161H238ZM113 158H116L115 156ZM126 158V157H125ZM140 158V157H139ZM162 158V157H161ZM160 158V160L156 159V162H160L162 159ZM164 158V156H163ZM167 158V157H166ZM163 159L162 162H160V164H167L166 160ZM177 158V157H176ZM201 158H198L200 159V161L203 159ZM215 158V157H214ZM217 159H223L221 158V156L218 158L216 157ZM236 158V157H235ZM243 158V157H242ZM71 161H70V160ZM132 159V158H131ZM172 159V157L170 158ZM169 159V160H170ZM228 159V158H227ZM246 159V158H245ZM244 159V160H245ZM114 160V159H113ZM112 160V161H113ZM116 160V159H115ZM135 160V159H134ZM134 160H133V164L136 165L134 163ZM139 160V159H138ZM140 160H143V159H140ZM165 160V161H164ZM175 161V159H173ZM172 160V161H173ZM177 160V159H176ZM189 160V159H188ZM194 160V159H193ZM211 160V159H210ZM225 160H226V157H225ZM229 160V159H228ZM231 160V159H230ZM69 161V164L70 165V162L73 163V168H72V171H69L70 168L66 169L67 166H66V163ZM121 161V160H120ZM123 161V160H122ZM136 161V160H135ZM146 161V160H145ZM149 161V160H148ZM148 161H146L148 163ZM155 160L153 159V162ZM171 161V160H170ZM179 162V160H177ZM181 161V160H180ZM183 161V159H182ZM196 161H198L196 159ZM195 161V162H196ZM203 161V160H202ZM117 162V161H116ZM115 162V163H116ZM129 162V160L127 161ZM169 162V161H168ZM188 162V161H187ZM199 162V161H198ZM206 162V160H205ZM215 161H213L214 163ZM219 162V161H218ZM220 162H222L220 160ZM75 163V164H74ZM114 163V162H112ZM114 163V164H115ZM119 163V161H118ZM118 163H116L118 165ZM122 163V162H121ZM126 163V162H125ZM132 163V162H130ZM147 163H145V166H147L146 168H149L150 165H148ZM170 163V162H169ZM168 163V164H169ZM177 163V162H176ZM180 163V162H179ZM191 163V162H190ZM194 163V162H192ZM197 163V162H196ZM209 163V161H208ZM224 163V162H222ZM221 163V164H222ZM235 163V162H234ZM234 163L232 162V164L234 165ZM239 163V162H238ZM242 163V162H240ZM128 164V163H127ZM139 164V163H138ZM150 164V163H149ZM158 164V163H157ZM161 164V166L163 167V165ZM164 164V165H165ZM167 164V165H168ZM186 164V163H185ZM189 164V163H188ZM202 164V162L200 163ZM212 164V162H211ZM216 164V163H215ZM220 164V163H219ZM97 165V167H95V172L94 173H91V170L87 169L88 167L91 168L93 167V170H94V166ZM99 165V166H98ZM107 165V164H106ZM113 165V164H111ZM125 165V164H124ZM140 165V164H139ZM156 165V164H155ZM187 165V164H186ZM205 166V164H203ZM202 165V166H203ZM231 165V163H230ZM232 165V166H233ZM240 165V164H239ZM110 166V164H109ZM108 166V167H109ZM130 166V165H129ZM133 166V165H132ZM137 166V165H136ZM135 166V168H136ZM160 166V168H161ZM173 166V164H172ZM195 167L197 165H194ZM203 166V167H204ZM208 166V164H207ZM205 166V168L207 167ZM218 166V165H217ZM220 167H222L221 165H219ZM225 166V164H224ZM228 166V164L226 165ZM231 166V167H232ZM241 166V165H240ZM106 167V166H105ZM121 167V165L119 166ZM118 167V168H119ZM126 167L128 168V166L126 165ZM158 167V166H156ZM170 169L172 168L170 165H169ZM168 167V168H169ZM177 168V166H174V168ZM199 167V166H197ZM201 167V166H200ZM202 167V168H203ZM230 167V166H229ZM236 167V166H235ZM234 167V168H235ZM107 168V167H106ZM114 168V167H113ZM123 168V167H122ZM172 168V169H174ZM175 168V169H176ZM187 168V167H186ZM190 168V167H189ZM201 168V169H202ZM209 168V166H208ZM206 168V169H208ZM216 168V167H215ZM223 168V167H222ZM221 168V169H222ZM87 169V171L85 170ZM92 169V168H91ZM108 169V168H107ZM106 169V170H107ZM115 169V168H114ZM133 169V168H132ZM137 169V168H136ZM142 169V167H141ZM152 169V167H151ZM192 168H190L189 170H191ZM199 169V168H198ZM195 170V171H192V172H187V175L188 176V173H193V172H196L198 171ZM212 169V168H210ZM225 169V167H224ZM67 170V171H66ZM139 170V169H137ZM135 170V171H137ZM161 170V169H160ZM164 171L168 169H163ZM163 170H161L163 172ZM185 170V169H184ZM215 170V169H214ZM83 171H86L89 175V172L90 171V175L88 176L85 172ZM126 171V170H124ZM131 171V170H129ZM134 171V172H135ZM146 171V170H145ZM153 173L154 171L151 170ZM150 171V173H151ZM171 171V170H170ZM174 171V170H173ZM171 171V172H173ZM186 171V170H185ZM204 171V170H203ZM222 171V170H221ZM108 172V170H107ZM118 172V171H117ZM122 172V171H121ZM127 172V174H126ZM124 174V176L128 175V171H126ZM133 172V170H132ZM131 172V173H132ZM141 172V171H140ZM138 173L139 176L140 174L142 175L143 171L141 173ZM160 172V171H159ZM158 172V174H159ZM166 172V173H167ZM184 172V171H182ZM220 172V171H219ZM104 173V172H103ZM102 173V174H103ZM148 173V172H146ZM149 173V176H146L147 178H152V174ZM164 173V172H163ZM162 173L163 176H165L164 174ZM176 173V172H174ZM174 173H171V175H175ZM223 173V172H222ZM225 173V172H224ZM229 173V171L227 172ZM234 173V172H233ZM112 174V173H111ZM110 174V175H111ZM114 174V173H113ZM122 174V173H121ZM137 174V173H136ZM137 174V175H138ZM161 174V172H160ZM159 174V175H160ZM178 174V173H177ZM176 174V175H177ZM194 174V173H193ZM197 174V172H196ZM195 174V175H196ZM201 174V173H198V175ZM207 174V173H206ZM212 176L213 174L215 175L216 173H211ZM104 175V174H103ZM107 175V174H106ZM109 175V173H108ZM132 175V174H131ZM150 175L152 177H150ZM209 175V174H208ZM225 175V174H224ZM116 176V175H115ZM144 176V175H142ZM162 176V177H163ZM216 176V175H215ZM215 176H214V180H215ZM223 176V175H222ZM221 176V173H220V177L222 178ZM111 177V176H110ZM114 177V176H112ZM160 177V176H159ZM158 177V178H159ZM167 177V175H166ZM180 177H182L180 175ZM184 177V176H183ZM193 177V176H192ZM208 177V176H207ZM206 177V178H207ZM226 177V176H225ZM109 179V177H106ZM115 178V177H114ZM122 178H123V174H122ZM127 178V177H126ZM138 178V176H137ZM156 178V177H155ZM178 178V177H176ZM188 178V177H187ZM194 178V177H193ZM209 178V177H208ZM212 178V177H211ZM220 178V179H221ZM107 179V180H108ZM113 179V178H111ZM119 179V178H117ZM191 179V178H190ZM205 179V178H204ZM213 179V178H212ZM217 179V177H216ZM220 179H217L218 181H220ZM90 180V182H89ZM114 180V179H113ZM112 180V181H113ZM135 180V179H134ZM140 180V179H138ZM152 180V179H151ZM163 180V179H162ZM174 180V179H172ZM177 180V179H176ZM187 180V179H186ZM185 180V181H186ZM209 180V179H208ZM207 180V181H208ZM211 180V179H210ZM209 180V181H210ZM213 180V181H214ZM225 180V179H224ZM115 181V180H114ZM124 181V180H123ZM126 181V180H125ZM124 181V182H125ZM128 181V180H127ZM137 181V180H136ZM142 178H141V181L139 182H142ZM148 181V180H147ZM164 181V180H163ZM183 181V180H182ZM190 181V180H189ZM188 181V182H189ZM192 181V180H191ZM196 181V180H195ZM109 182V181H108ZM138 182V183H139ZM152 182V181H151ZM154 182V181H153ZM152 182V183H153ZM180 182V180H179ZM194 182V180H193ZM212 182V181H211ZM217 182V181H215ZM89 183H92L94 186H92V184H90L92 186L91 187H87V185L89 186ZM113 184V182H110ZM147 183V182H146ZM157 184V186L159 185L158 182H155ZM161 183H163L161 181ZM166 183V182H165ZM164 183V185H165ZM168 183V182H167ZM172 183V182H171ZM170 183V185H171ZM174 183V182H173ZM172 183V184H173ZM190 183V182H189ZM195 183V182H194ZM219 183V182H218ZM107 184V183H106ZM105 184V185H106ZM123 184V183H122ZM128 184V182H127ZM131 185V181L129 183ZM129 184L127 185L128 188H129ZM147 184H150V181L147 183ZM175 184V183H174ZM173 184V185H174ZM178 184V183H176ZM188 184V183H187ZM214 184V183H213ZM96 185V187H95ZM140 185V189L143 188V191H146L147 188H151L152 187H147L146 189H144L145 185H143L144 187H141V183L138 184ZM164 185L162 186L161 184V187H164ZM172 185V186H173ZM183 185H186L183 184ZM194 185V184H193ZM196 186L200 185V184H196ZM211 185V186H209ZM208 187H211L210 189L208 188L209 192L211 191H214L213 187H216V184H214L212 186V184H209ZM9 186H12L13 188V191L12 193L10 194L9 198L8 199H1L3 198L4 196H6V194L8 193V188ZM102 186V187H101ZM110 186V184H109ZM116 186V185H115ZM123 186V185H122ZM121 186V187H122ZM125 186V187H124ZM123 187L126 188V184L124 185ZM134 186L137 187V185L134 184ZM152 186V184L150 185ZM156 186V187H157ZM160 186V185H159ZM172 186H170L172 188ZM182 186V185H181ZM93 187H95V190L93 191ZM119 187V188H121ZM132 187V186H131ZM155 187V186H153ZM175 187V186H174ZM178 187V186H176ZM185 187V186H184ZM188 187L191 189V187L188 185ZM186 187V188H188ZM87 188H89V190H91L92 193L87 192ZM91 188V189H90ZM111 188V186L109 187ZM118 187L116 188L117 190L119 189ZM133 188V187H132ZM139 188V187H137ZM158 188V187H157ZM179 188L180 185H179ZM178 188V189H179ZM199 189H197L198 192H202L200 196L203 197V199H205V193L203 192L204 190H201L202 186L198 187ZM108 189V188H106ZM114 189V187L112 188ZM114 189L111 193H109L110 195H113L115 190ZM156 188H153V190H155ZM162 189V188H161ZM160 189V190H161ZM165 190V188H163ZM167 187H166V191H167ZM177 189V190H178ZM203 189V188H202ZM111 190V189H110ZM119 190H122L119 189ZM131 190V188L129 189ZM152 190V191H153ZM158 190V189H157ZM171 190V189H170ZM174 190V188H173ZM183 191V189H181ZM189 190V189H188ZM194 190H195V186H194ZM216 190V189H215ZM73 191L74 192V197H69L72 193L71 192ZM122 191H125L127 192L125 189L122 190ZM122 191H118L121 195H122ZM139 191V189H138ZM136 191L135 189V192H138ZM142 190H140V192H143ZM185 191V190H184ZM196 191V192H197ZM67 192V193H66ZM68 192H70L71 194H69L68 197H66V201H62L64 198L63 195H66L68 194ZM109 192V191H107ZM124 192V193H125ZM133 192V191H132ZM151 196H152V192L151 190L148 191ZM158 192V191H157ZM165 192V191H164ZM168 192V191H167ZM179 192V191H178ZM188 192V191H187ZM65 193V194H63ZM88 193L91 195V197H93L92 199H94L95 201H92L91 198H88L90 195H88ZM105 193V191H104ZM131 193V192H129ZM128 193V194H129ZM144 193V192H143ZM147 193V192H146ZM145 193V194H146ZM148 194V196H150ZM155 193V192H154ZM170 193V192H169ZM174 193H176L174 191ZM190 193V192H189ZM216 193L215 191L214 192H211L209 194V196L211 197V199H213V194ZM116 194H117V191H116ZM116 194H114L116 196ZM134 195L136 193H133ZM147 194L145 196H147ZM156 194V193H155ZM153 194L155 197L156 195ZM163 194V193H161ZM173 194V193H171ZM197 194V193H196ZM205 194V195H204ZM218 196L220 195L219 192H217ZM101 195V196H100ZM118 195V194H117ZM126 195V194H125ZM131 195V194H130ZM130 195H128L130 197ZM159 195H160V192H159ZM165 195V193H164ZM163 195V196H164ZM168 195V194H167ZM178 195V194H177ZM186 195V194H184ZM190 195V194H189ZM188 195V196H189ZM195 195V194H194ZM199 195V194H197ZM216 198V194H214ZM104 196V197H103ZM108 196V194H106V197ZM114 196V197H115ZM119 196V195H118ZM116 197L119 198V197ZM123 196V195H122ZM144 196V195H143ZM143 196L141 198H143ZM147 196V197H148ZM172 196V195H171ZM199 196V197H200ZM213 196V197H212ZM112 198H114L113 196H111ZM121 197V196H120ZM124 197V196H123ZM127 197V196H126ZM124 197V198H126ZM128 197V198H129ZM135 197V196H134ZM137 197V196H136ZM140 197V196H139ZM146 197V198H147ZM159 197V196H157ZM156 197V198H157ZM161 197V196H160ZM157 198L156 201H148L147 199V203H146V200H143L145 203V205H140L139 202L138 203V207H141L142 208L140 209L139 211V216L141 215V212L142 213H147L149 211L152 210L153 211H156L157 207H159L160 205V208L162 210V208H164L165 206L162 207V204H164V198L166 197H161L162 199H164L163 201L160 199ZM169 198H171L169 195L167 196ZM176 197V196H175ZM178 197V196H177ZM62 198V199H61ZM111 198V200H113ZM132 199V197H130ZM144 197V199H146ZM196 198V197H195ZM61 199V200H60ZM87 199H90L91 202ZM102 199V200H101ZM115 199V198H114ZM122 199V198H121ZM127 199V198H126ZM123 200L124 201H127V200ZM135 199V198H134ZM151 199V197L149 198V200ZM153 199V198H152ZM172 199V198H171ZM166 200L168 201H171L169 204H171L173 201L172 200ZM178 199V198H176ZM202 199V200H203ZM18 200H25L22 204H23V208L20 210V211H9L7 206L8 204H14L16 201L18 202ZM103 200H105L103 202ZM108 200V202H107ZM119 200V199H118ZM137 200V199H136ZM157 200H161L162 202L158 201ZM165 200V201H166ZM200 200V199H199ZM139 201V200H138ZM143 201H141L143 203ZM175 201V200H174ZM110 202V203H109ZM117 202V201H116ZM129 202V205L130 206V202L132 201H127ZM126 202V203H127ZM136 202V201H135ZM108 203V204H106ZM113 203H115V200L113 201ZM159 203V204H158ZM162 203V204H161ZM181 203V202H180ZM179 203V204H180ZM125 204V202H124ZM124 204H118L116 206H118L120 209L121 207L123 208V205ZM167 204V203H166ZM169 204L167 206H169ZM45 207H50L55 213H57L58 215V219H55L54 217H51V216H48V217H40V218H32V217H29L28 214H30V212L34 209V208H37V207H41V206H44ZM111 205V204H110ZM121 205V207H120ZM159 205V206H158ZM174 205V204H173ZM112 206V205H111ZM115 206V205H114ZM126 206V207H128ZM125 205H124V208H126ZM171 207V206H169ZM115 208V209H114ZM114 208H109V212L111 213L110 210H112V212H114L116 214V210L117 211H120V209H116L117 207H114ZM129 208V207H128ZM182 208V207H181ZM188 208V207H187ZM25 209V210H23ZM133 209H136L135 206H133ZM138 209V208H137ZM156 209V210H155ZM158 209V210H159ZM170 209V208H168ZM167 209V210H168ZM189 209V208H188ZM95 210V209H94ZM108 211V209H106ZM114 210V211H113ZM129 209H127V212H128ZM139 210V209H138ZM138 210H135L137 211L138 213ZM157 210V211H158ZM178 210V209H177ZM22 211V213H20ZM130 211V210H129ZM133 210H131V213H132ZM179 211H181V209H179ZM188 211V210H187ZM121 212V211H120ZM119 212V213H120ZM160 212V211H159ZM145 213V215H147ZM157 213V212H156ZM165 213V212H164ZM176 213V212H174ZM92 214V216H91ZM114 214V215H115ZM122 214V213H121ZM126 214V212H125ZM136 214V212H135ZM135 214H131L133 215L134 217L137 215ZM178 214V213H177ZM176 214V215H177ZM182 213H180L179 215H181ZM104 215V216H103ZM130 215V217H131ZM144 216V214H142ZM192 215V214H191ZM55 216V215H54ZM60 216H63V218L61 219ZM107 218H106V217ZM117 216V215H116ZM139 216H136V217H139ZM142 216V217H143ZM56 217V216H55ZM134 217L130 218V219H134ZM135 217V218H136ZM158 217V216H157ZM163 217V216H162ZM165 217V215H164ZM170 217V216H169ZM60 218V219H59ZM55 219V220H54ZM89 219V220H88ZM128 219V223H129V217L127 218ZM147 219V218H146ZM160 215H159V218H157L156 220L154 221H157V220H160ZM164 218H162V221H163ZM166 220L168 219L167 218V215H166ZM88 220V221H87ZM119 219H117L116 221L118 222ZM125 220V219H124ZM123 220V221H124ZM139 220V219H138ZM152 220V219H151ZM122 221V222H123ZM127 221V220H126ZM131 221V220H130ZM133 221H136V220H133ZM144 221V220H142ZM145 221H149L148 219L145 220ZM153 221V220H152ZM160 223V225L165 222V220ZM141 222V221H138V223ZM168 222V221H167ZM126 223V222H125ZM124 223V224H125ZM132 223V221H131ZM134 223V222H133ZM132 223V224H133ZM143 223V222H142ZM149 223L151 224V222L149 221ZM147 222V228H148V224ZM157 223V222H156ZM112 224V227L110 226ZM117 224H120L119 222L116 223ZM123 224V226H124ZM127 224V223H126ZM125 224V225H126ZM130 224V223H129ZM129 224H127L126 226H130ZM155 223H153L154 225ZM164 224V223H163ZM167 224V223H166ZM137 225V224H136ZM152 225V226H153ZM83 226V227H84ZM111 228H109V227ZM145 226V225H144ZM143 226V230H145V227ZM156 227V229L158 228V225H154ZM153 226V227H154ZM180 226V224H179ZM82 227V228H83ZM136 227V226H135ZM138 227V226H137ZM162 227V226H161ZM177 228V226H175ZM130 228V227H129ZM146 228V230H147ZM151 228V226L149 227V229ZM179 228L178 227L177 229V232L179 234ZM138 229V228H137ZM153 229L152 232L154 230H156L155 228H151ZM163 229V228H162ZM175 229V228H174ZM117 230V229H116ZM134 231L136 230V228L133 229ZM140 230V229H139ZM157 230H160V229H157ZM175 231V230H174ZM173 231V232H174ZM117 232V231H116ZM124 232V231H123ZM133 232V231H132ZM139 232V231H138ZM144 232L146 231H142V233H140L141 236H138L136 238H138L136 241L140 240L139 238H144V236L142 237V235H145ZM157 232V231H156ZM175 232V234L177 233ZM98 233V234H97ZM136 233V231H135ZM154 233V232H153ZM172 234V233H171ZM90 235V236H92ZM121 235V234H120ZM122 235H125V234H122ZM147 235V234H146ZM180 235V234H179ZM178 236V238H180ZM74 236V235H73ZM155 236V235H153ZM187 236V238L185 237L184 239H186L184 241V239H182L181 241H184L183 243L186 244L185 242L189 239L188 235H185ZM71 237V236H70ZM76 238L79 239V236H74ZM157 237V235H156ZM171 237V238H170ZM175 237L174 234L172 235H169V238L171 240V243L169 244V247L167 249V245L163 242V244H165V249L166 250H169L170 246H172V239ZM183 237V236H181ZM72 238V237H71ZM99 238V239H100ZM127 238V236H126ZM149 237L145 236V240H147ZM177 238V239H178ZM13 238H8V240H12ZM75 239V238H73ZM119 239V238H118ZM130 239V237H129ZM143 239V240H144ZM168 239V238H167ZM176 239V238H175ZM176 239V240H177ZM193 239V238H192ZM115 240V239H114ZM120 241H113L112 243L114 244L115 242H118L117 244H115L117 247H119L118 245H120L123 241L121 240V238L119 239ZM143 240H140V242L138 241V243H142ZM169 240V239H168ZM167 240V241H168ZM169 240V241H170ZM91 241V240H89ZM111 241V239L109 240ZM127 241V240H126ZM131 242L130 243H135V242H132L133 240H130ZM148 241V240H147ZM179 241V239L177 240ZM176 241V242H177ZM188 241H191V240H188ZM187 241V243H188ZM144 242V241H143ZM157 242V241H156ZM166 242V240H165ZM180 242V241H179ZM95 243V242H94ZM126 243V242H125ZM129 243V245H130ZM137 243V244H138ZM147 243V242H146ZM98 244V243H97ZM100 244V242H99ZM108 244V243H107ZM112 246H115L113 245ZM149 244V243H148ZM154 244V243H152ZM160 241H159V244L160 245ZM180 244H182V242H180ZM87 245V244H86ZM85 245V246H86ZM121 245H124V244H121ZM120 245V246H121ZM127 245V244H126ZM129 245H127L129 247ZM143 245V244H141ZM176 245L175 248H177V246L179 247V244H174ZM190 245V244H189ZM81 246V245H80ZM106 246V245H105ZM116 246L114 248H116ZM127 246H124L126 248H128ZM162 246V245H161ZM160 246V247H161ZM182 246V245H181ZM93 247V246H92ZM95 247V245H94ZM99 247V246H98ZM102 247V246H101ZM137 247V246H135ZM152 247V246H151ZM164 247V246H162ZM9 248V247H8ZM96 248V247H95ZM104 248V247H103ZM102 250H104L103 252H100L101 249L100 247L98 248L99 252L102 253L99 255H96L98 254L99 252H97L96 250L94 252H92V254H88L87 253V250H82V251H86V255L87 256L86 258H83L85 259L86 261L87 260H90L91 262H109L107 261V258H110L111 256L114 255V251L113 250L114 248L113 247H108L107 248H104ZM110 248V250H108ZM123 248L120 247L119 249ZM130 248V247H129ZM154 248V247H152ZM174 248V247H173ZM184 248V247H183ZM88 249H90L88 247ZM117 249V248H116ZM125 249V248H124ZM138 249V248H137ZM156 249V248H155ZM154 249V250H155ZM158 248L157 247V253L159 252L158 251ZM162 249V248H161ZM160 249V250H161ZM178 249V248H177ZM68 250V249H67ZM93 250V249H92ZM141 249H139V252ZM146 250V249H144ZM163 250V249H162ZM164 250V251H166ZM65 251V250H63ZM69 251V250H68ZM71 251V250H70ZM78 251V250H77ZM81 251V250H80ZM89 251V250H88ZM91 251V250H90ZM111 251L113 254H111ZM121 251V250H120ZM123 251V249H122ZM133 249L131 250V254H133ZM137 251V250H136ZM142 251H143V247H142ZM152 251V250H151ZM170 252L173 250H169ZM168 251L169 253V257L168 258L167 256L166 259L170 260V259H173L176 257V253L173 258L172 255H170V252ZM183 251V250H181ZM190 251V250H188ZM67 252V251H66ZM96 252V253H95ZM117 252V251H116ZM115 252V253H116ZM125 252V250H124ZM145 252V251H144ZM149 253L150 250L148 251ZM148 252H146V258H148ZM153 252V251H152ZM195 252V251H194ZM64 253V256H68L70 255V253L67 255V253L63 252ZM62 253V254H63ZM143 253V252H142ZM153 253H156V252H153ZM167 253V252H165ZM84 254V252L82 253ZM123 254V253H122ZM128 254V253H127ZM130 254V255H131ZM136 254V253H135ZM162 254H163V251H162ZM187 254V253H185ZM185 254L183 256V258L185 257ZM59 255V254H58ZM73 255V254H72ZM111 255V256H110ZM126 255V254H125ZM139 255V254H138ZM142 255V254H141ZM152 254H149V256H151ZM157 255V254H156ZM179 255V254H178ZM52 256V255H51ZM54 256V255H53ZM121 256V255H120ZM116 258L115 259H121L123 258V256L120 258ZM129 256V254L127 255ZM126 256V257H127ZM132 257L134 255H131ZM130 256V257H131ZM137 256V255H136ZM140 256V255H139ZM138 256V257H139ZM143 256V257H144ZM188 256V254L186 255ZM70 257V256H68ZM82 257V256H81ZM99 257V258H98ZM125 257V256H124ZM125 257V258H126ZM155 257V255H154ZM160 257V256H159ZM172 257V258H171ZM192 257V255L190 256ZM189 257V258H190ZM193 257H195V255L193 254ZM25 258H27L25 260ZM40 258V257H39ZM58 258V257H57ZM66 258V257H65ZM73 258V257H72ZM142 258V257H140ZM179 258H182L180 255L179 257L177 256V258L175 259L177 262L180 261ZM187 258V257H186ZM184 258V259H186ZM196 258V257H195ZM71 259V257L69 258ZM81 259V258H80ZM82 259V260H83ZM99 259V261L97 260ZM114 259V258H113ZM130 260V258H128ZM139 259V258H138ZM152 259V258H151ZM151 259H149V261H151ZM178 259V260H177ZM183 259V260H184ZM191 259V258H190ZM193 259V258H192ZM65 260V259H64ZM67 260V258H66ZM65 260V262H66ZM80 260V261H82ZM84 260V261H85ZM128 260V261H129ZM133 260V259H131ZM139 260H143V263L145 262L144 260H146L145 258H142V259H139ZM138 260V261H139ZM155 260V259H153ZM152 260V261H153ZM197 260V258H196ZM74 261V260H72ZM136 261V260H135ZM148 261V264H150ZM151 261V262H152ZM156 262H160L158 259L155 260ZM164 261V259H163ZM161 261V262H163ZM167 261V260H166ZM171 261V260H170ZM172 262L173 264H176L177 262ZM187 261V259L185 260ZM185 261L183 263H185ZM190 261V260H189ZM188 261V262H189ZM194 261V260H193ZM112 263H114L113 261H110ZM117 262V261H116ZM141 262V261H139ZM161 262L159 264H161ZM182 261H180L181 263ZM191 262V261H190ZM33 263V262H32ZM31 263V264H32ZM102 263V264H103ZM126 262H124L123 264H125ZM154 264H156L155 262H152ZM182 263V264H183ZM18 264V263H17ZM61 264H62V261H61ZM96 264V263H95ZM127 264V263H126ZM129 264V262H128ZM132 264V263H131ZM146 264V262H145ZM163 264V263H162ZM186 264V263H185ZM190 264V263H189ZM196 264V263H195ZM262 264V263H260Z\"/></svg>", "mask_w": 264, "mask_h": 264}, {"label": "built area", "instance_id": "built-area-1", "mask_svg": "<svg viewBox=\"0 0 264 264\" xmlns=\"http://www.w3.org/2000/svg\"><path fill=\"white\" fill-rule=\"evenodd\" d=\"M257 16H258V14H257V13H255V14H254V17H257Z\"/></svg>", "mask_w": 264, "mask_h": 264}]
</instances>
